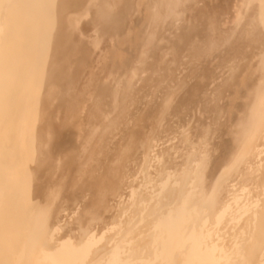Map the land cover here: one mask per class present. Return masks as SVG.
Wrapping results in <instances>:
<instances>
[{"label":"bare ground","instance_id":"bare-ground-1","mask_svg":"<svg viewBox=\"0 0 264 264\" xmlns=\"http://www.w3.org/2000/svg\"><path fill=\"white\" fill-rule=\"evenodd\" d=\"M0 264H264V0H0Z\"/></svg>","mask_w":264,"mask_h":264},{"label":"rangeland","instance_id":"rangeland-1","mask_svg":"<svg viewBox=\"0 0 264 264\" xmlns=\"http://www.w3.org/2000/svg\"><path fill=\"white\" fill-rule=\"evenodd\" d=\"M216 6H217V8H218V9H217V8H216V9L219 10V6H218V5H216ZM229 64H230V63H227V64H226V66H227L226 68H228V66H230ZM217 65H218V63L215 62L214 65H212L211 67H212V68H217V67H216ZM211 67H209V68H211ZM238 103H239V101H237V104H238ZM207 140H208V139L206 138V139H205V143H207L206 145H207V147H209V146L212 144V143H211L212 141H207ZM68 209H70V210H68ZM68 209L65 211V214L67 215L66 217H69V216H70V217H69V221H68V222H69V225H73V223H74L73 221H75V219L78 217V215L80 214V211H79L78 209H77V210L75 209V210H76V211H75L76 214H75V212H74L73 215H75V216H73V215H69V214H72V212L74 211V209L71 208V207L68 208ZM72 209H73V210H72ZM69 211H70V213H69ZM71 211H72V212H71ZM78 211H79V212H78ZM71 216H73V217L71 218ZM67 219H68V218H66V221H67ZM70 223H71V224H70ZM83 224H84V223H83ZM109 226H110V225H109ZM109 226H108V227H109ZM110 227H111V226H110ZM110 227H109V228H110ZM100 231H101L100 229H97V230L95 231V235H97V236L101 235V234H98V232H99V233H101L102 231L106 232V230H102L101 232H100ZM104 232L102 233V235L108 233V232H106V233H104ZM111 232H112V231H111ZM111 232H110V233H111ZM63 233H64L63 230H59V233H58V234H59V235H62ZM110 233H108V235H109ZM108 235H106V237H107ZM104 237H105V235H104Z\"/></svg>","mask_w":264,"mask_h":264}]
</instances>
